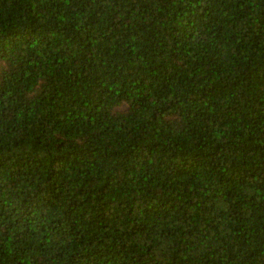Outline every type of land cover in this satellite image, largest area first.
I'll use <instances>...</instances> for the list:
<instances>
[{
  "label": "trees",
  "instance_id": "1",
  "mask_svg": "<svg viewBox=\"0 0 264 264\" xmlns=\"http://www.w3.org/2000/svg\"><path fill=\"white\" fill-rule=\"evenodd\" d=\"M0 264H264V0H0Z\"/></svg>",
  "mask_w": 264,
  "mask_h": 264
}]
</instances>
